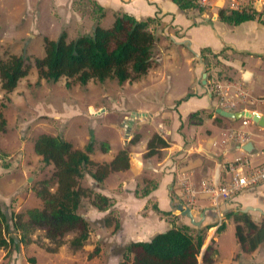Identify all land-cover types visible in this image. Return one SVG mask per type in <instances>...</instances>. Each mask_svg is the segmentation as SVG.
<instances>
[{"label": "crops", "instance_id": "1", "mask_svg": "<svg viewBox=\"0 0 264 264\" xmlns=\"http://www.w3.org/2000/svg\"><path fill=\"white\" fill-rule=\"evenodd\" d=\"M68 1H71L70 4H72L74 0H0V30H2L4 36L8 33L10 41L20 39L22 36H34L36 31L50 38L48 32H41V28L43 26L50 28L52 26L51 22L56 23V18L52 14L59 6ZM94 1L104 8L105 15L107 10H116L117 13H126L136 20L155 18L157 22L166 25L165 29H167L170 36L169 39L178 48L175 49L178 51L170 52L169 57L173 60L169 65L175 67L176 56L178 58L182 57V59L187 57V63L193 66V82L196 84V80L200 79L199 84H196L198 89L192 96L187 94L179 99L172 100L173 105L175 104L176 107L175 117H173L174 119L170 124L171 127L160 126L159 131L165 136H169L171 140L173 139V143H167L165 137L158 134H152L149 139L148 136L143 135L140 124L132 123L130 128L135 129L136 135L130 141L128 147L134 159V164L129 163L128 169L125 171L111 172L100 184L95 183L90 178L95 192L110 198L113 203L112 209L116 210L119 216L117 232L108 236L105 240L108 243L115 242L117 245L148 241L155 234L164 232L172 226L168 219L162 218L154 208L162 212H171L172 215L177 217V207L181 205L190 209L195 221H201L200 226H211L208 229L209 240L206 243L204 241L198 264H201V256L207 247L210 251L212 242L215 249L212 264H244V262L251 264L252 261V264H264V247L262 245H259L251 253H243L235 235V239H230L229 246L223 243L222 238L220 239L222 233L227 230L230 224L233 225L234 233L233 219H226L225 214L227 213L241 212L245 207H252L257 210L247 212L251 220L255 223L262 220L264 216V184L243 190L231 201L218 200L215 203L211 194L205 191V187L211 185L216 187L227 178L224 168L236 158L247 157L252 164L253 160L263 157L264 144L258 142L264 138V126H258L245 118L230 121L216 113V110L220 109L229 113L249 111L264 116V0H258L255 5L247 0L242 9L246 7L247 3H250L256 11L255 18L238 25H227L218 18V11L221 9L233 12L228 9V0H214L212 7L209 9L202 7L209 0H195L202 5L195 2L197 7L201 9L200 11L197 8L181 10L172 0ZM42 4L47 5L43 12L41 9ZM69 7L71 6L69 5ZM50 8L54 10L51 16L46 12ZM112 20L113 18L107 24L108 26L112 23ZM4 29H6V32ZM39 35L42 36V34ZM202 48H208L212 53L217 54L215 59L209 58L208 63H206L208 67L200 57ZM232 63L244 68L238 80L230 79L228 73L225 72ZM235 64L234 66H236ZM156 69L152 71H156ZM256 74L260 75L259 82L254 80ZM165 83L167 82L163 84ZM142 84L144 86L146 83H139L136 89H139ZM163 84L161 88L154 87L157 94L162 90L160 92L162 96L167 92L166 84L165 86ZM137 96L138 93H136V99L139 98ZM203 96L206 100L204 108L190 110L183 115L180 114L178 110L182 104L187 103L190 99L192 101L195 97L201 98ZM154 97H157V95ZM253 104H256V107L252 108ZM145 105L148 107L150 104L146 103ZM139 112L138 114H141V111ZM215 118L219 119L222 126L218 127L216 125ZM206 122H209V128L205 130L197 129ZM148 124L146 127L149 130L151 120ZM215 131L218 137L210 139ZM139 134H141V137H138ZM153 137L162 139L165 146L162 148L156 146L157 148L154 149L155 152L152 156L145 158L147 143ZM242 137L245 139L243 140ZM247 141H251L255 148L252 155L240 150V146ZM169 144L178 148L180 155L183 158L185 157L182 170H176L172 163L164 169L161 166L154 167L160 163H153L152 157L157 156L158 152L165 149L168 151L172 149L168 148ZM260 144H262L261 147H259ZM105 146L108 148L107 151L93 148L89 154V158L93 163H109L119 151L126 150L125 145H117V148L113 150L111 142ZM196 155L197 158L202 160V164L199 163L197 167L191 163V158ZM229 155L234 156L232 158L230 156V159ZM93 156H97L98 160H93ZM3 166H0V208L3 213L7 214L10 211L15 214H23L26 210L37 208L35 206L27 207L30 206L28 205L29 197L33 196L34 200L36 198L33 190H29V194H27L20 189L18 184L14 189H8L11 187V183H15L16 180L14 179L16 177L5 178L4 176L8 170L4 169ZM148 168H151L153 173H150ZM159 170L164 172L159 174ZM22 173L23 171L19 173L20 177L23 175ZM111 176L114 177V181L108 185L107 180ZM155 176H157L156 179ZM197 176H200L199 180H196ZM142 178H145V184L139 186L138 184L142 182ZM148 182H154L155 187L151 189L147 196H137L135 192L143 189ZM88 211L89 214L95 215L96 220L103 219L107 214L95 210L92 206L89 207ZM88 213L86 215L81 214L87 221ZM182 222L185 224L184 221ZM221 224H224V228L219 231L218 228ZM185 225H190L189 220L188 224ZM97 232H102V228L97 229ZM97 237L98 235H96ZM88 239L86 242H90V240L91 242L98 241V238L94 239L91 233ZM31 245L33 244H29V246ZM57 249L49 251L44 249L46 252L41 248L38 249L37 256L39 258L36 257L35 264H43L47 259L51 262L55 261L56 264L57 261H59L58 264H64L63 261H60L61 258L63 260L66 258L67 264H73V260L80 250H67L68 248L64 246ZM81 249L84 250L85 247L83 246ZM67 251L69 255L66 254ZM102 253V251L98 252L97 256L91 259L86 258L84 264H98L100 261L98 255L102 256ZM107 259L106 264H118L119 261V257L115 255H110ZM15 262L21 264L19 259Z\"/></svg>", "mask_w": 264, "mask_h": 264}, {"label": "rangeland", "instance_id": "2", "mask_svg": "<svg viewBox=\"0 0 264 264\" xmlns=\"http://www.w3.org/2000/svg\"><path fill=\"white\" fill-rule=\"evenodd\" d=\"M257 1L258 0H250V3L255 5ZM70 3L71 1H68L64 5L59 6L53 14L52 12L54 10L52 8L46 10L49 16L52 14L53 17L56 18V23L53 24L51 22L52 26H50V28L44 26L41 28V32H48L50 38L36 31L34 36H22L20 39L10 41L11 39L8 33L4 36L2 30H0V59H5L9 55H18L23 56V58L27 57L26 64H28L26 75L18 80L14 90L5 93L0 88V113L5 121L4 129L0 131V166L5 165L3 166L4 169L8 170L4 176L5 178L18 177V179H14L16 180L15 183H11V187L8 189H14L18 184L23 192L29 194V190L34 191L38 181L51 179L53 172L52 166L43 164L41 158L33 152V143L41 134L60 136L64 140L70 142L74 149L78 150H84L88 143H92L93 148L99 149L100 151H102L101 146L107 145L109 142H111L113 150L117 148V145H125L127 153L129 154V163L133 165L134 159L128 147L130 141L134 139L136 135L134 132L135 129L130 128L132 123L140 124L142 126L143 135L145 137L148 136L149 139L152 137V134H158L165 137L164 139L167 143H173V139L171 140L169 136H165L159 131L160 126H164L165 128L171 127L170 124L174 119L173 117H175L176 107L175 104L173 105L174 102H172V100L179 99L187 94L188 96H192L198 89L196 84H199L200 79L196 80V84L193 82V66L187 63V57L182 59V57L178 58L176 56L175 67L169 65L173 60L169 57L170 52L178 51L175 50L178 48L175 43H172L169 39L170 36L167 29H165L166 25L159 22L151 26V32L155 38L152 58L156 62L158 68L156 71H149L140 81L124 82L119 85L115 80L106 79L103 82L89 81L85 85H80L66 78H61L54 83L38 78L37 71L32 63V58L42 56L43 49L41 43L44 37L56 40L60 34L65 33L67 39H73L77 34L90 33L95 26V21L92 19L93 15L91 13L93 12V7H88L87 3L83 2L86 6L82 7L80 10L79 8L75 9V6ZM196 3L201 5L198 2ZM212 3H214V0H209L206 4L201 6L204 9H209L212 7ZM69 5L71 7H69ZM46 6V4H42V12ZM115 14H117L116 10H107L106 15L100 21V26L107 27V24L110 23ZM44 17L46 18V16ZM4 31L6 32V29H4ZM39 34H42V36ZM234 64L232 63L225 72L228 73L230 79L238 80L244 68L235 64L236 67ZM237 68L238 70H236ZM259 77L260 75L256 74L254 79L256 80L255 82L260 81ZM163 80L167 82L165 83L167 92L164 96L160 94L162 90L157 94L154 88H161L164 83ZM141 82H145L146 84H144V86L142 84L139 89H136ZM165 84L163 85L165 86ZM136 93H138V99L135 98ZM155 95H157V97H154ZM192 101L190 99V101L188 100L187 103L180 106L178 111L181 115L190 110L201 109L206 106L204 96L201 98L195 97ZM146 103L150 105L147 107L145 105ZM254 107H256V104H253L252 108ZM139 111H141V114H138L140 113ZM150 120L151 124L148 130L146 126L149 125L148 123ZM215 122L218 127L222 126L218 118H215ZM209 127V122H206L202 127H197V129L205 130ZM217 130L219 131V128ZM138 137H141V134H139ZM216 137L218 136L215 131L210 139ZM258 143L264 144V138ZM261 145L262 144H260L259 147H261ZM168 148L172 149H169V151L165 149L162 152H158L157 156L152 157L153 163H160L158 166H153H161L162 169H164L167 165L172 163L176 170H182L183 159L185 157L183 158V156L180 155V150H177L178 148L170 144ZM234 155H229L228 157L230 158L231 156L232 158ZM197 157L196 155L191 158L194 161L191 160V163L196 167L199 163L202 164L201 158ZM92 159L98 160L97 156H93ZM261 160H263V157L253 160L252 164ZM93 170L94 167H90L87 173ZM148 170H150V173H153L151 168H148ZM21 171H23V175L20 177L19 173H21ZM163 172V170H159V174ZM156 177L157 176H155V179ZM199 179L200 176H197L196 180ZM113 181L114 177L111 176L107 180L108 185L113 183ZM144 181L145 178H142V182L138 185L143 186L145 184ZM80 185L83 188L95 192L89 174H86L84 178L81 179ZM50 188L51 191L55 189L51 181ZM87 196L88 197L83 198L82 205L79 208V213L85 215L89 212L88 209L91 206L90 199H92L91 195L87 194ZM28 202L30 206L27 207L31 208L35 206L41 208V202L38 198L34 200V197L31 196ZM112 213V216H108L109 219H112L110 223L104 222L103 219L96 220L94 214L91 215L88 213L90 233L93 235L94 239L98 238V241L91 242L90 240V242L84 244V250L81 248L80 250L78 249L79 252L76 254L73 264H84L87 256L92 253L95 248L98 249V252H103L102 256L98 255L100 260L98 264H106L108 261L107 257L110 255L117 256V252L120 250L119 248L123 245H117L115 242L108 243L105 240L108 236L117 232V229L113 230L115 223L117 225V211L113 210ZM10 214V211L7 212V217H9ZM176 214V223L178 225L183 224L182 221L188 224V220L185 217L181 216L179 212ZM99 228H102V232L100 233L97 232ZM11 232H13L12 229ZM206 233L207 238L205 239V243L209 240V230ZM10 235L9 237L12 238L13 242L9 243L7 248L0 249V264H16L15 261L17 259L20 260L21 264H35L36 257L39 258L37 253L40 248L49 251L64 246L68 248L67 250H71L68 246V242L70 238L76 235V232L67 233L60 245L47 240L44 236V231L41 229H35L24 235L22 241L17 234L11 233ZM96 235H98L97 238ZM220 239L226 246H229L230 239H235L232 224L222 233ZM29 244H33L31 245L32 247L29 246ZM209 252L213 261V256L215 254L213 242L210 245ZM68 253L67 251L66 254L69 255ZM64 257H66V255H64ZM64 259L66 260V258ZM65 260L61 258L60 261L67 264ZM57 262L59 263V261ZM252 263L253 261L251 264ZM43 264L56 263L55 261L51 262V260L47 259ZM244 264L246 263L244 262Z\"/></svg>", "mask_w": 264, "mask_h": 264}, {"label": "trees", "instance_id": "3", "mask_svg": "<svg viewBox=\"0 0 264 264\" xmlns=\"http://www.w3.org/2000/svg\"><path fill=\"white\" fill-rule=\"evenodd\" d=\"M83 2L88 7H93L91 13L95 26L90 33L77 34L73 39H67L65 33L60 34L56 40L44 37L41 43L42 56L32 58L38 78L53 83L66 78L80 85L89 81L103 82L111 79L120 85L124 82H137L150 70L157 68L152 58L155 38L151 32V26L157 23V19L136 20L119 12L113 15L109 26L102 27L100 21L105 16L104 8L94 0H76L72 5L81 10L86 6ZM172 2L181 10H201L195 0ZM255 15L256 11L250 3L241 11H218L219 20L227 25L253 20ZM200 57L206 64L209 58L215 59L217 54L208 48H202ZM26 58L9 55L0 59V88L5 93L14 90L18 80L26 75ZM66 85L68 86L67 82ZM4 126L5 121L0 113V131ZM156 146L162 148L165 143L159 137H153L147 143L144 157L152 156ZM107 149V146L102 145V151ZM92 150V143H88L84 150H78L60 136L41 134L36 138L33 152L41 158L43 164L52 166V177L50 180L38 181L34 188V195L40 200L41 208L26 210L24 214L12 212L9 217L0 208V249L7 248L13 242L9 237L11 233L17 234L22 241L24 235L35 229L43 230L45 238L58 245L62 244L67 233L76 232L70 238L68 246L73 251L80 249L90 235L89 221L79 213L82 200L88 197L87 194L92 196L90 205L99 212H106L103 221L110 223L112 219L108 216L113 214L112 200L99 192L83 188L80 185L81 179L89 174L95 183L100 184L111 172L127 170L128 153L121 150L109 163L96 164L89 158ZM90 167H94V170L87 173ZM50 181L55 186L53 191ZM154 187V182H148L139 190L140 194L138 191L135 194L139 197L147 196ZM154 210L162 218L168 219L171 228L155 234L148 241L128 242L120 247L117 252L118 264H198L206 232L211 226L178 225L176 216L171 212H162L156 208ZM225 218L233 219L234 235L243 253H251L259 245L264 247V216L259 223H255L247 213L240 211L227 213ZM118 228L117 216V225L115 223L113 230ZM223 228L224 224H221L218 230ZM97 254L98 249L95 248L87 258L91 259ZM201 264H212L209 247L201 256Z\"/></svg>", "mask_w": 264, "mask_h": 264}, {"label": "built area", "instance_id": "4", "mask_svg": "<svg viewBox=\"0 0 264 264\" xmlns=\"http://www.w3.org/2000/svg\"><path fill=\"white\" fill-rule=\"evenodd\" d=\"M246 1L228 0V9L231 11L241 10ZM242 139L245 138L242 137ZM262 155L264 157V151ZM224 173L227 178L220 185L205 187V191L211 194L214 203L218 200L231 201L243 190L264 184V160L251 164L247 157L236 158L224 168Z\"/></svg>", "mask_w": 264, "mask_h": 264}, {"label": "water", "instance_id": "5", "mask_svg": "<svg viewBox=\"0 0 264 264\" xmlns=\"http://www.w3.org/2000/svg\"><path fill=\"white\" fill-rule=\"evenodd\" d=\"M205 76V74H203ZM216 113H218L220 116L225 117L226 119L230 121L239 120L242 118L248 119L254 123H256L258 126H264V116H260L258 114L249 112V111H242V112H235V113H229L220 109L216 110ZM240 150L248 155H252L255 152V148L253 146V143L251 141H247L243 145L240 146ZM257 209H254L252 207H245L241 210L242 213H247L248 211H255ZM177 211L179 214L183 217H186L189 220V223L191 226L199 227L201 224V221H195L193 218V215L190 211V209L185 208L181 205L177 207ZM171 228V227H170Z\"/></svg>", "mask_w": 264, "mask_h": 264}]
</instances>
